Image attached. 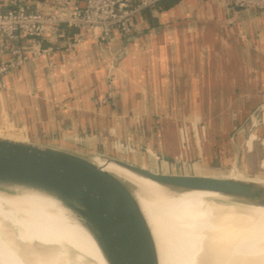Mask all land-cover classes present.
I'll list each match as a JSON object with an SVG mask.
<instances>
[{
  "label": "crops",
  "instance_id": "crops-1",
  "mask_svg": "<svg viewBox=\"0 0 264 264\" xmlns=\"http://www.w3.org/2000/svg\"><path fill=\"white\" fill-rule=\"evenodd\" d=\"M17 1L36 9L51 4ZM9 2L0 0V12ZM149 18L135 17L129 35L115 34L104 43L88 39L28 62L8 75L0 107L30 113L33 125L60 135L89 138L99 145L92 150L108 153L114 139L140 142L135 131L143 125L144 107H205L204 98L211 96L219 101L216 107H232L229 132L213 134V142L239 145L243 135L235 128L246 117H240L239 100L264 96V12L236 11L229 0H178L167 10H151ZM189 113L187 108L180 119L189 120ZM221 113L216 124L223 128ZM195 117L206 125L203 110ZM254 150L244 153L253 156Z\"/></svg>",
  "mask_w": 264,
  "mask_h": 264
},
{
  "label": "water",
  "instance_id": "water-1",
  "mask_svg": "<svg viewBox=\"0 0 264 264\" xmlns=\"http://www.w3.org/2000/svg\"><path fill=\"white\" fill-rule=\"evenodd\" d=\"M123 54L124 51H121L117 58ZM251 140L259 141L264 150V132L262 137L254 135ZM97 161L112 162L128 173L155 184L169 195L195 192L217 194L219 199L211 204L219 209L231 210L230 214H222L224 217H245L248 208L264 210L262 180L160 173L101 154L4 138H0V191H31L56 201L78 218L94 241L104 264H160L152 231L134 187L97 165ZM232 223L224 225L220 221L216 233L211 235L212 240L202 243L199 257L194 260L192 256L191 261L202 264V258L213 249L214 240L237 227ZM258 227L264 231V224ZM167 230L173 263L187 264L185 253L190 245L189 231H180L181 227L177 224H168ZM36 248L34 251L39 262L25 255L27 252L23 253L19 247H15L11 254L18 252L24 264H48L50 259L59 264L57 256H50L51 251L47 253Z\"/></svg>",
  "mask_w": 264,
  "mask_h": 264
},
{
  "label": "bare ground",
  "instance_id": "bare-ground-1",
  "mask_svg": "<svg viewBox=\"0 0 264 264\" xmlns=\"http://www.w3.org/2000/svg\"><path fill=\"white\" fill-rule=\"evenodd\" d=\"M0 138L12 140L2 135ZM96 163L134 187L152 231L160 264L176 263H173L167 224L163 223H169L175 214L163 209L158 204L160 200L183 205L188 210L189 222L200 228L188 225L183 229L189 231L190 245L185 253L187 264H196L191 257L197 260L200 249L194 252L192 246L200 247L205 241H211V235L216 233L220 221L224 225L233 222L237 227L214 240L213 249L202 258V264H264V231L258 227L264 224L260 220L264 219V210L248 208L245 217H224L222 214H230L231 210L219 209L211 204L219 199L217 194L195 192L169 195L155 184L128 173L112 162ZM15 247L26 251L23 253L36 259V262L39 259L35 248L47 253L51 251L50 256H57L59 264H104L94 241L78 218L53 199L31 191H0V264H24L18 252L11 254ZM51 260L48 264H56L55 259Z\"/></svg>",
  "mask_w": 264,
  "mask_h": 264
},
{
  "label": "rangeland",
  "instance_id": "rangeland-1",
  "mask_svg": "<svg viewBox=\"0 0 264 264\" xmlns=\"http://www.w3.org/2000/svg\"><path fill=\"white\" fill-rule=\"evenodd\" d=\"M223 98L226 99L227 103L232 100L231 97ZM223 101L222 99L220 102ZM239 101L237 106H240V117L246 116L242 117L238 128H235L237 132L240 131V134L243 135V141L239 145L235 141L233 143L228 141L227 144L213 142V134L219 135L218 132L221 131L225 135L229 132V127L226 126L231 122L230 108L232 107H216L219 101L213 100L211 96L204 98L205 107H156V110L154 107H144L145 111L140 116L143 117V125L135 126L137 128L135 131L137 137L135 138L140 142H121L114 139L110 143L108 153L92 150L91 146L98 144L90 141L89 138L85 140V138L81 139V136L75 138V136L67 134L60 135L59 132L56 133L49 127L42 128L33 125L34 117L30 113L9 112L1 107L0 135L20 141L18 135L20 133L24 142L101 154L154 172L175 175L233 176L264 181V153L261 151L260 142L251 140L254 135L262 137L264 132V96L246 102ZM249 107L254 108H252L250 118L246 119L249 114ZM187 108L190 109L189 120L180 119V114L186 113ZM201 110L204 111L206 125H201L195 117ZM220 111L222 112L220 125H223V128L217 127L218 124H216V117ZM213 125L215 127L212 128ZM5 127L10 130L5 129ZM200 131L205 136H202ZM196 135L200 140H196ZM249 140H251L250 144H248ZM252 147L255 150L250 153H254V155H246L244 153L245 148L252 150ZM215 150H217L216 154L214 153ZM219 151L221 152L219 153ZM158 204L163 209H169L175 214L169 223H163L167 225L177 224L181 230L188 225L195 226L189 222L188 210L183 205L161 200ZM199 248L192 246L191 250L196 252Z\"/></svg>",
  "mask_w": 264,
  "mask_h": 264
},
{
  "label": "built area",
  "instance_id": "built-area-1",
  "mask_svg": "<svg viewBox=\"0 0 264 264\" xmlns=\"http://www.w3.org/2000/svg\"><path fill=\"white\" fill-rule=\"evenodd\" d=\"M158 1L64 0L59 4L60 0H51L36 9L10 0L9 8L0 12V93L8 89V75L28 62L72 50L88 39L104 43L115 34L129 35L134 18ZM229 4L236 11L264 12V0H229Z\"/></svg>",
  "mask_w": 264,
  "mask_h": 264
},
{
  "label": "trees",
  "instance_id": "trees-1",
  "mask_svg": "<svg viewBox=\"0 0 264 264\" xmlns=\"http://www.w3.org/2000/svg\"><path fill=\"white\" fill-rule=\"evenodd\" d=\"M177 2H178V0H159L154 5V7L149 8V9H145L144 11H142V15L146 16V18H148V20H149L151 10L161 12V11H164V10H167V9L173 7Z\"/></svg>",
  "mask_w": 264,
  "mask_h": 264
}]
</instances>
